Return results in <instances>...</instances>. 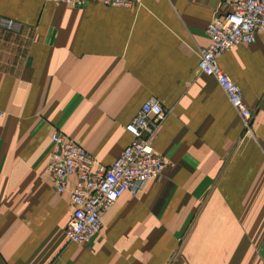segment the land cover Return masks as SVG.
Masks as SVG:
<instances>
[{"label": "crops", "instance_id": "0c3cea01", "mask_svg": "<svg viewBox=\"0 0 264 264\" xmlns=\"http://www.w3.org/2000/svg\"><path fill=\"white\" fill-rule=\"evenodd\" d=\"M216 6L0 0L16 23L0 25V264H264V34L217 58L251 110L245 130L198 67ZM149 96L166 109L152 139L161 176L123 191L92 239L68 241L71 205L45 167L50 132L108 165Z\"/></svg>", "mask_w": 264, "mask_h": 264}, {"label": "built area", "instance_id": "2783aa9c", "mask_svg": "<svg viewBox=\"0 0 264 264\" xmlns=\"http://www.w3.org/2000/svg\"><path fill=\"white\" fill-rule=\"evenodd\" d=\"M68 5H84L90 0H52ZM105 5L133 6L139 0H95ZM0 25L16 27L8 17H0ZM207 41L197 49L198 67L211 75L249 130L251 110L243 100L239 86L219 66L217 58L237 43H248L256 33L264 34V0H217L205 25ZM166 113L160 101L147 97L135 114L124 124L130 140L116 157L102 165L80 143L63 131L50 132V148L46 169L55 191H66L71 211L63 227L68 241L84 243L100 230L101 212L128 190L137 191L150 178H159L165 164L163 155L154 150L152 139ZM4 114L0 108V119ZM72 178L70 182L69 179Z\"/></svg>", "mask_w": 264, "mask_h": 264}, {"label": "rangeland", "instance_id": "374dc122", "mask_svg": "<svg viewBox=\"0 0 264 264\" xmlns=\"http://www.w3.org/2000/svg\"><path fill=\"white\" fill-rule=\"evenodd\" d=\"M178 240L181 241L182 239L179 238Z\"/></svg>", "mask_w": 264, "mask_h": 264}]
</instances>
